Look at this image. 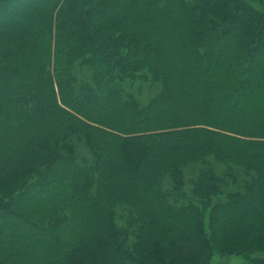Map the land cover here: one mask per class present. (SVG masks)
<instances>
[{"label": "trees", "instance_id": "16d2710c", "mask_svg": "<svg viewBox=\"0 0 264 264\" xmlns=\"http://www.w3.org/2000/svg\"><path fill=\"white\" fill-rule=\"evenodd\" d=\"M216 254L264 264V0H0V264Z\"/></svg>", "mask_w": 264, "mask_h": 264}, {"label": "rangeland", "instance_id": "374dc122", "mask_svg": "<svg viewBox=\"0 0 264 264\" xmlns=\"http://www.w3.org/2000/svg\"><path fill=\"white\" fill-rule=\"evenodd\" d=\"M256 6L258 8H261L258 5ZM242 262H243V258L239 256H234V255L220 256L216 254L211 258L208 264H241Z\"/></svg>", "mask_w": 264, "mask_h": 264}]
</instances>
